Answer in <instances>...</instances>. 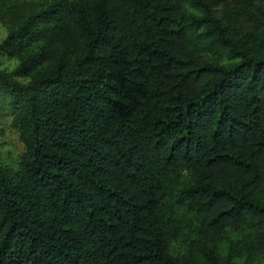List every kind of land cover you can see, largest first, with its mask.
<instances>
[{"label":"trees","instance_id":"1","mask_svg":"<svg viewBox=\"0 0 264 264\" xmlns=\"http://www.w3.org/2000/svg\"><path fill=\"white\" fill-rule=\"evenodd\" d=\"M0 21L24 145L0 264H264V0H0Z\"/></svg>","mask_w":264,"mask_h":264},{"label":"rangeland","instance_id":"2","mask_svg":"<svg viewBox=\"0 0 264 264\" xmlns=\"http://www.w3.org/2000/svg\"><path fill=\"white\" fill-rule=\"evenodd\" d=\"M46 0H31L33 3H45ZM8 21V20H7ZM8 22L0 21V43L9 33ZM16 61H2V68L9 71L16 66ZM12 114L9 111L6 100H0V161L11 166H16L24 152V145L20 139V134L12 125ZM174 251L183 252L184 245L174 246Z\"/></svg>","mask_w":264,"mask_h":264}]
</instances>
